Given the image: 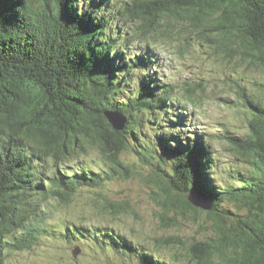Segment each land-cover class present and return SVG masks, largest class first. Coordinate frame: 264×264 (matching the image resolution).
Instances as JSON below:
<instances>
[{"label":"trees","instance_id":"trees-1","mask_svg":"<svg viewBox=\"0 0 264 264\" xmlns=\"http://www.w3.org/2000/svg\"><path fill=\"white\" fill-rule=\"evenodd\" d=\"M80 1L0 0V264L3 247H31L43 228L48 229L35 213L32 195L68 203L80 186L97 187L105 180L136 174L121 157L131 144L139 146L135 150L141 163L150 167L147 181L155 188L152 197L160 207L162 227L179 226L178 215L210 222L211 234L204 239L190 242L169 236L156 239L158 245L175 249L176 260L186 264H264V82L262 95L242 88L251 112L249 133L229 138L248 158L251 172L237 185L220 187L212 178V148L204 137L184 145L158 130L162 134L143 144L141 128L146 121L155 123L156 113L165 114L182 100L202 105L191 84L178 100L172 98L173 85L160 88L151 81L141 82L122 102L116 100L133 67L150 66L152 60L143 54L134 60L119 56L112 40L117 35L109 31L113 20L103 8L113 7L110 0H88L85 5ZM121 8L133 24L132 37L171 32L166 18L182 21L181 29L186 30L185 19L196 37L231 54L240 50L264 68V0H124ZM192 37L186 36V41ZM109 110L127 116L125 129L113 128L105 114ZM88 147L99 149L102 167L74 172L59 165L76 158L79 149L85 154ZM37 155L53 158L58 166L45 178L48 186L33 178L44 176V171L33 169ZM193 190L204 191L213 208L191 204L188 195ZM112 206L116 213L127 210ZM66 227L71 238L76 237L71 225ZM124 244L119 240L113 248L140 264L161 263L152 251L134 242Z\"/></svg>","mask_w":264,"mask_h":264},{"label":"rangeland","instance_id":"rangeland-1","mask_svg":"<svg viewBox=\"0 0 264 264\" xmlns=\"http://www.w3.org/2000/svg\"><path fill=\"white\" fill-rule=\"evenodd\" d=\"M84 1L88 2L80 1V5H85ZM103 1L107 4L106 0ZM110 1L113 7L103 8L105 16L113 20L114 27L109 31L117 35L112 40L119 56L134 60L143 54L152 60L150 66L138 63L133 67L128 83L118 91L116 100L122 102L138 91L141 82L151 81L160 88L173 85L171 93L175 100L184 97L190 83L203 102L194 106L182 100L172 103L173 109L165 114L156 113L155 123L146 121L141 128L145 133L143 144H151L158 130H165L164 136L177 138L184 145L194 144L204 137L212 148L210 168L214 173L213 180L224 188L246 179L251 172V164L247 157L234 149L229 138L248 135L251 112L245 106L241 92L245 88L252 95H262L264 68L253 62L252 57H243L240 50L231 54L217 43L196 37L191 22L185 19L186 30L181 29L182 21L166 18L165 21L172 26L171 32L132 37L133 24L121 14L120 5L124 0ZM191 35L193 37L186 41V36ZM157 125L159 129L155 128ZM172 125L176 126L173 132L170 131ZM23 143L30 145L29 142ZM135 146L139 148L137 144H131L121 156L137 171L130 177L118 176L97 187L80 186L68 203L58 198L32 195L35 213L48 229L43 228L39 240L31 247H3L1 264H140L120 249L113 248L119 240L122 244L124 241L134 242L152 251L161 260L160 264H186L176 260L175 249L158 245L156 239L169 236L190 242L204 239L211 234L210 222L204 221L205 217L197 223L188 216L178 215L179 226H161L160 207L152 197L155 188L147 181L150 167L141 163ZM75 157L59 165L71 167L74 172H89L103 166L97 147H88L85 154L79 149ZM32 166L36 172L44 171V176L34 175L33 178L45 186L49 184L45 178L53 176L58 168L53 158L39 155ZM112 204L117 207L124 205L127 210L116 213ZM225 205L236 209L229 202ZM69 224L76 237L71 238L72 233L66 227ZM201 226H206V229Z\"/></svg>","mask_w":264,"mask_h":264},{"label":"water","instance_id":"water-1","mask_svg":"<svg viewBox=\"0 0 264 264\" xmlns=\"http://www.w3.org/2000/svg\"><path fill=\"white\" fill-rule=\"evenodd\" d=\"M105 114L115 130L121 131L125 129L128 118L124 113L118 110H109ZM188 200L194 206L204 210H211L213 208V200L201 190L191 191L188 195Z\"/></svg>","mask_w":264,"mask_h":264}]
</instances>
